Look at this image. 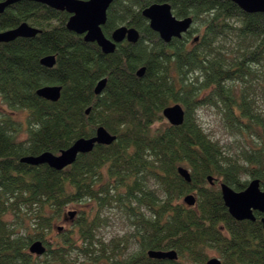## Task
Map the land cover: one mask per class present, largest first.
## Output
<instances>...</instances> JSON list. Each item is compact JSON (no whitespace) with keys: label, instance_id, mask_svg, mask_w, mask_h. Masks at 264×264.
Here are the masks:
<instances>
[{"label":"trees","instance_id":"obj_1","mask_svg":"<svg viewBox=\"0 0 264 264\" xmlns=\"http://www.w3.org/2000/svg\"><path fill=\"white\" fill-rule=\"evenodd\" d=\"M163 3L198 27L162 41L142 12ZM69 18L30 0L0 15V32L24 22L42 31L0 44V97L13 112L27 113L26 128L11 115L0 119V264H77L71 252L85 259L81 264H207V251L217 252L223 264H264L259 219H233L220 187L207 180L213 176L240 192L248 176L260 179L264 190V105L253 96L258 91L264 102V13L247 14L232 0H115L104 34L110 38L125 24L139 31L140 40L119 44L110 55L69 31ZM47 56H55L53 68L41 64ZM104 78L107 86L97 96ZM46 85L62 87L58 102L38 97ZM174 104L186 112L178 127L163 117ZM204 108L219 113L234 149L205 133L197 119ZM100 126L116 140L62 171L20 162L45 152L59 155L95 137ZM180 166L191 173V183L178 174ZM190 194L197 198L194 207L184 203ZM71 205L81 207L77 230L49 242ZM116 208L131 222L139 247L125 258L128 238L110 245L97 238L103 212ZM37 241L48 249L42 259L29 253ZM151 250H175L179 260L150 259Z\"/></svg>","mask_w":264,"mask_h":264},{"label":"water","instance_id":"obj_2","mask_svg":"<svg viewBox=\"0 0 264 264\" xmlns=\"http://www.w3.org/2000/svg\"><path fill=\"white\" fill-rule=\"evenodd\" d=\"M19 0H5L0 2V15L10 6ZM32 2L48 6L60 12L70 14L67 23V29L79 36H84L87 43H96L103 54H113L119 44L128 42L136 44L140 40V33L135 28L120 26L114 30L111 37L108 38L103 27L108 20V11L115 0H30ZM247 14L264 13V0H232ZM142 15L149 21L150 28L159 34L162 41L169 44L173 39H181L187 34L193 26L192 18L178 19L172 6L167 3L153 4L143 10ZM42 31L36 27L24 22L18 27L0 32V44H7L19 38H34ZM199 38H196L198 41ZM41 64L47 68H53L56 65L55 56H47L41 60ZM146 68L139 69L137 75L143 77ZM107 86V79H102L95 88V94L100 96ZM62 87L58 85H46L37 91L38 97L56 103L60 100ZM91 108L87 109L88 115ZM185 109L181 104H174L164 109L163 117L171 126H181L185 121ZM105 127L100 126L96 131V136L90 139H79L69 149L59 155L51 152H45L38 156H25L20 162L29 166L37 167L47 165L56 171H62L73 165L79 155L91 153L96 146H109L115 140ZM178 174L187 182L191 183L192 177L189 170L183 166L178 168ZM208 182L214 184L215 178L209 176ZM221 195L229 214L238 222L256 221L255 212L264 215V190L261 188L260 179H252L247 188L243 191H235L225 183L220 184ZM184 203L189 207H194L197 198L194 194L187 195ZM73 218L75 212H70ZM264 229V218L262 219ZM61 230V228H60ZM29 253L38 257L46 253V247L41 241H37L30 246ZM148 257L153 260L177 262L179 255L175 250L148 252ZM207 264H222L218 258L210 259Z\"/></svg>","mask_w":264,"mask_h":264},{"label":"rangeland","instance_id":"obj_3","mask_svg":"<svg viewBox=\"0 0 264 264\" xmlns=\"http://www.w3.org/2000/svg\"><path fill=\"white\" fill-rule=\"evenodd\" d=\"M30 25V24H29ZM122 26H126L125 24ZM194 28H197L198 25L195 24L193 26ZM197 35H194L196 37ZM192 40V38H191ZM226 47L233 48L231 45V42L226 44ZM256 98L257 104L260 106V108L263 107V103L260 100V93L257 91L254 95ZM172 106V105H171ZM4 115H11L13 116L19 123H24V128H26V122H27V113L23 111H12L8 109L6 105H4L1 97H0V119L4 117ZM197 119L201 127L204 129L205 133L209 135V137L213 141L219 142L221 145L226 146L227 148L234 149L236 146L235 139L231 137V135L228 133V131L224 128L223 123L221 121V117L219 113L215 109L211 108H204L200 109L197 113ZM160 126V125H159ZM24 137V136H23ZM244 181H251L252 178L245 176L243 178ZM216 181V180H214ZM149 187L151 191L157 192L158 195H160V191L158 189V186L155 184L154 181L149 182ZM216 183H219L216 181ZM85 207V206H84ZM86 208V207H85ZM81 207L76 205H71L67 208L68 212H73L80 210ZM145 212V208L142 209ZM103 217L105 219V223L101 225V227L98 230L97 238L101 239V241L105 244L110 245L114 240L128 238V242L126 247H122L121 253H124L122 255V258L129 256L130 254L136 253L139 250L138 243L136 241V237H133V233L135 232L133 229V226L131 225V222L127 220V216L123 213V211L119 210L118 208L113 209L111 211L105 210L103 212ZM79 214L75 217L74 220L71 222H65L64 220H59L55 222V226L53 231L47 236V240L49 242L56 241L60 237V235H68L70 234L69 231L73 233V231L76 229V221L79 218ZM6 219L10 223L15 222V218L12 214L7 215ZM28 221V220H26ZM65 222V223H64ZM64 226V230L61 231V233L58 232L57 229L60 230V228ZM60 227V228H59ZM62 229V228H61ZM20 233H25V230H20ZM72 235V234H71ZM72 253V259L77 260V264H81L85 261L82 256L79 255L78 252H71ZM209 259L214 258L217 255L215 251H207ZM42 259V257H39Z\"/></svg>","mask_w":264,"mask_h":264},{"label":"flooded vegetation","instance_id":"obj_4","mask_svg":"<svg viewBox=\"0 0 264 264\" xmlns=\"http://www.w3.org/2000/svg\"><path fill=\"white\" fill-rule=\"evenodd\" d=\"M220 184H221V182L220 183H216V181H214V184H210L211 186H218V187H220ZM73 212H77V211H73ZM79 213L77 212L76 214H75V216L72 218L70 215H68V214H66V216H64L62 219H61V221L62 220H64L65 222H71L72 220H74L75 219V217L78 215ZM255 216H256V221H258V219H259V222L262 224V219L264 218V215L263 214H261V213H258V212H255ZM255 221V222H256ZM64 222V223H65ZM77 222V221H76ZM76 224V223H75ZM76 227H77V224H76ZM262 227H263V224H262ZM60 228V227H59ZM62 229L61 230H59V229H57L58 230V232L59 233H61V231H63L64 230V226H62L61 227ZM47 248H46V252H47ZM217 253V252H216ZM46 254V253H45ZM44 254V255H45ZM43 255V256H44ZM217 255L218 256H216V257H214V258H218L220 261H221V263L223 264V260H222V258H221V256L217 253ZM32 256H34V257H38V256H36V255H32ZM43 256H41V257H43ZM39 258V257H38ZM212 259V258H211ZM210 260V259H209Z\"/></svg>","mask_w":264,"mask_h":264}]
</instances>
